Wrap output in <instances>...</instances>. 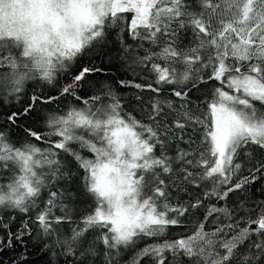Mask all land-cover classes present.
<instances>
[{
	"label": "trees",
	"instance_id": "trees-1",
	"mask_svg": "<svg viewBox=\"0 0 264 264\" xmlns=\"http://www.w3.org/2000/svg\"><path fill=\"white\" fill-rule=\"evenodd\" d=\"M133 17L108 12L45 61L0 36V264H264V142L241 138L218 168L210 140L230 77L264 86V0ZM119 128L147 145L133 192L161 218L127 238L95 218L93 170Z\"/></svg>",
	"mask_w": 264,
	"mask_h": 264
},
{
	"label": "rangeland",
	"instance_id": "rangeland-1",
	"mask_svg": "<svg viewBox=\"0 0 264 264\" xmlns=\"http://www.w3.org/2000/svg\"><path fill=\"white\" fill-rule=\"evenodd\" d=\"M155 1L0 0V36L19 38L27 52L43 61L50 60L51 56L67 55L78 48L92 34L93 25L108 12L128 9L134 14L133 23H144ZM229 83L232 93L211 105L210 140L218 168L227 163L241 138L264 142V109L242 95L246 89L264 95V86L247 76H231ZM146 150L147 145L137 140L130 129L119 128L114 132V146L104 148L106 158L93 170L95 187L105 201L103 211H95V218L109 222L122 238L161 220L133 192L134 169L143 165Z\"/></svg>",
	"mask_w": 264,
	"mask_h": 264
}]
</instances>
